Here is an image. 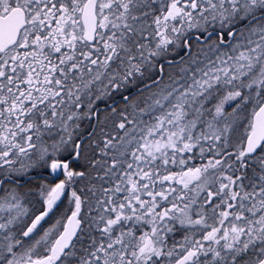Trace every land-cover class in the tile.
Listing matches in <instances>:
<instances>
[{"label": "snow or ice", "instance_id": "6c2138e0", "mask_svg": "<svg viewBox=\"0 0 264 264\" xmlns=\"http://www.w3.org/2000/svg\"><path fill=\"white\" fill-rule=\"evenodd\" d=\"M0 264H264V0H0Z\"/></svg>", "mask_w": 264, "mask_h": 264}]
</instances>
